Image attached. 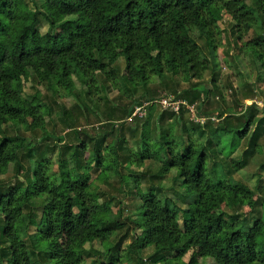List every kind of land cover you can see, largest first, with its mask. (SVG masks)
Returning <instances> with one entry per match:
<instances>
[{"label": "trees", "instance_id": "1", "mask_svg": "<svg viewBox=\"0 0 264 264\" xmlns=\"http://www.w3.org/2000/svg\"><path fill=\"white\" fill-rule=\"evenodd\" d=\"M217 10L236 46L253 33L259 72L225 109ZM263 73L264 0H0V177L15 172L0 181V264H264ZM156 83L178 112L158 109ZM116 90L128 104H109ZM90 112L94 132L74 116ZM260 154L251 187L236 175Z\"/></svg>", "mask_w": 264, "mask_h": 264}, {"label": "rangeland", "instance_id": "2", "mask_svg": "<svg viewBox=\"0 0 264 264\" xmlns=\"http://www.w3.org/2000/svg\"><path fill=\"white\" fill-rule=\"evenodd\" d=\"M219 17V26L220 29L222 31V43L220 45V47L218 48L217 51V60L220 66V75H219V81H218V85L220 86L219 89L222 92V95L224 97V101L223 99L219 96L216 97V99H213L214 102H216V100L218 102H222V103H226L227 105H223L222 103H214V107L215 108H227L234 106L236 107V101H238V103H242L243 101V93L248 92V88H246V84H255L257 81V76H258V69H257V65L252 57V55L247 52L244 51L243 48V44L247 41H249L250 39L253 38V33L250 32V34L242 41L239 42V45L236 46V40L235 37L232 35V37L230 36V32H231V27L233 24V20L231 19V17L227 14H225V12L219 11L217 10L216 12ZM44 31H46V28H44ZM194 36L198 37V33L194 34ZM200 44L205 45V41L204 40H200ZM211 72H207L205 74V81L207 83H209V80L211 78ZM76 86L78 91H82V87L81 85L78 83V81H76ZM228 84H230L232 86V88L235 90V93L231 90V88L228 86ZM260 85V89L262 91H264V73L262 76V80L259 83ZM188 84L185 82H182L178 88L180 89H184L187 88ZM153 91H156V96L158 97L157 99V107L160 110H166V109H170L172 108L174 111H177L178 109V104L173 102V98L171 95V92H168L166 90H162V87L160 86V84L156 83L154 86H152ZM259 89V92H261V90ZM40 90L42 92L43 95H48L49 96V100H50V95L51 93L42 86L40 87ZM27 91L31 92V87L30 85H28L27 87ZM123 93V92H122ZM234 93V95H233ZM62 96H63V102L66 104L67 107H72L73 105H75V103H77V101H75V99L68 95V93L64 90H62L61 92ZM119 92L116 90L114 91L112 94L109 95V104H113L114 102H118L119 104H128L130 99L124 97L119 99ZM124 94V93H123ZM126 95V94H124ZM164 98H170L171 102L173 103V105H167L166 107H164L161 104V101ZM259 98L258 97L256 99V101L258 103H260L259 105L264 106V103L261 101H258ZM219 99V100H218ZM96 100V99H94ZM169 100V99H168ZM107 101H105V99H102L99 103L101 106L105 105ZM245 104H251V101L247 100L244 102ZM148 105V104H146ZM145 105V106H146ZM144 106V107H145ZM143 107V108H144ZM209 107V105H208ZM143 108H139L136 107V109L134 110V114L133 116H135L136 114L138 116H143L145 114V109ZM191 112H190V116L191 119L194 118V114L193 112L195 111V108L192 106H189ZM179 110V109H178ZM178 112V111H177ZM195 113V112H194ZM95 113L90 112V115L87 116L86 118L83 117L82 115H79V113H76L74 116L77 118L78 123H81L84 126H86L85 128H87L90 132H94L93 128L97 126L96 124V117L94 115ZM46 120V126H48V120ZM130 121V119L128 120ZM19 133L23 134L24 136H28L29 138H33L34 141H36V136H33V132L29 129H27L26 127L22 126L19 129ZM48 131H53L55 133V135H64V127L58 123L56 127L52 128L51 126H48ZM12 133H14V130H12ZM174 135L176 136V129L174 130ZM39 136V135H37ZM153 138H154V145L156 146V148H158V144H157V140L155 138V132L153 133ZM54 141V140H53ZM239 153L237 152L236 155H238ZM51 157L54 159L56 158V155H51ZM263 157L262 154L258 155L254 160L253 163L247 168L245 169V171H243L240 174L236 175V178L238 179H243L244 181L248 180L249 184L251 185V187H254L256 185L257 179L256 178H251V175L254 173L258 172V166H259V162L262 160L261 158ZM148 166L150 168H152L153 170L157 169V165L155 164H150L147 163ZM14 166L11 165L9 172L6 175H3L2 177H0V181L4 182L6 184H11L13 183L14 179ZM174 172H172L169 176V179L166 181L167 183V187L171 186L173 184V177H174ZM95 177V176H94ZM264 177V175H263ZM264 179V178H263ZM262 185H263V189H262V194L264 195V180H262ZM171 192V191H170ZM169 192V193H170ZM124 202H128L129 203V199H126ZM127 203V204H128ZM126 215V213H125ZM34 230V229H33ZM132 242L131 239H128L126 241L125 247L124 249L127 247L128 244H130ZM87 248H90V246H87ZM95 249H99V245L95 244ZM152 253V249H148L144 252V256L146 257L147 255ZM192 252H190L188 255H186L184 257V261L188 262L190 259V255ZM91 256V255H90ZM91 260L94 259V256L92 255ZM200 264H216V262L213 259H201L200 260Z\"/></svg>", "mask_w": 264, "mask_h": 264}, {"label": "built area", "instance_id": "3", "mask_svg": "<svg viewBox=\"0 0 264 264\" xmlns=\"http://www.w3.org/2000/svg\"><path fill=\"white\" fill-rule=\"evenodd\" d=\"M169 99V100H168ZM174 103H177L178 104V106L180 105V102H174ZM161 104L164 106V107H166L167 105H173V103L171 102V99L170 98H164L162 101H161ZM258 104H260V103H258ZM262 106H263V104H262ZM192 107V106H191ZM194 107V106H193ZM189 108V107H188ZM172 109V108H171ZM178 109H179V107H178ZM178 109H177V111H178ZM190 109V108H189ZM193 114H194V112H193ZM204 120H202V122H203Z\"/></svg>", "mask_w": 264, "mask_h": 264}, {"label": "water", "instance_id": "4", "mask_svg": "<svg viewBox=\"0 0 264 264\" xmlns=\"http://www.w3.org/2000/svg\"><path fill=\"white\" fill-rule=\"evenodd\" d=\"M258 101H261V98H259V100Z\"/></svg>", "mask_w": 264, "mask_h": 264}]
</instances>
